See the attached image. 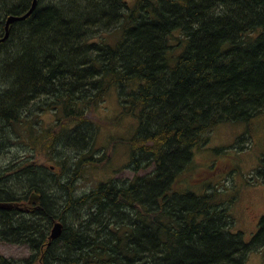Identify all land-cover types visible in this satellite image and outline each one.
Instances as JSON below:
<instances>
[{
  "label": "trees",
  "instance_id": "obj_1",
  "mask_svg": "<svg viewBox=\"0 0 264 264\" xmlns=\"http://www.w3.org/2000/svg\"><path fill=\"white\" fill-rule=\"evenodd\" d=\"M33 4L0 0V39ZM112 87L139 120L135 175L78 194L110 161L96 156L91 114ZM46 113L55 125L38 127ZM229 122L247 125L240 150L264 131V0H37L0 44V152L13 150L0 167V202L13 204L0 209V242L30 248L0 264H247L264 250V216L247 242L237 190L202 183L217 166L196 178L200 193L188 182L195 154ZM54 222L63 231L50 241Z\"/></svg>",
  "mask_w": 264,
  "mask_h": 264
},
{
  "label": "rangeland",
  "instance_id": "obj_2",
  "mask_svg": "<svg viewBox=\"0 0 264 264\" xmlns=\"http://www.w3.org/2000/svg\"><path fill=\"white\" fill-rule=\"evenodd\" d=\"M122 36L123 30L119 29L103 38L107 44L115 46ZM33 107L35 108L36 105ZM123 107L120 90L112 87L105 101L91 114L99 127L96 138V148L99 149V154L97 152L96 156H102V152L108 153L110 161L102 168L97 170L91 168L85 173V176L78 182V194L89 192L98 187L100 183L110 179L134 177L135 174L130 168V140L137 133L139 120L136 116L124 115ZM39 119L38 127L48 128L54 126L56 122V117L49 113L42 115ZM246 131L247 125L243 122L218 125L211 134L206 150L195 154L192 168L194 179L188 182L191 190L200 193L203 185L200 186L201 182L196 178H207L208 173L217 166V175H220L210 176L202 183L206 186H214L220 181V185H228L237 190L239 198L237 203L231 207V211L236 220V231H242L245 240L249 242L258 231L259 222L264 216V182L255 185L246 184L247 178L252 176L258 179V172L264 170V131L260 133L258 131L249 147L240 150L237 144ZM12 151L7 148L0 152V167L8 163V155ZM42 164L47 165L48 162L42 160ZM231 167H236L238 170L234 169L226 176L223 175V172ZM0 254L8 258L23 259L30 255V248L0 242ZM263 261L264 250L251 254L247 264H263Z\"/></svg>",
  "mask_w": 264,
  "mask_h": 264
},
{
  "label": "water",
  "instance_id": "obj_3",
  "mask_svg": "<svg viewBox=\"0 0 264 264\" xmlns=\"http://www.w3.org/2000/svg\"><path fill=\"white\" fill-rule=\"evenodd\" d=\"M36 3H37V0H34L32 9L24 16H14L13 15L8 19L7 24H6V34L2 39H0V44L5 42L8 39L11 24H13L16 21L25 20L26 18H28L33 12V10L35 9ZM39 201H40V195H38L36 192H33L29 198V205H33L35 203H38ZM12 207H13V204L0 202V209H9ZM62 231H63V224L61 222H54V225H53V228L50 234V241L59 238V236L62 234Z\"/></svg>",
  "mask_w": 264,
  "mask_h": 264
},
{
  "label": "bare ground",
  "instance_id": "obj_4",
  "mask_svg": "<svg viewBox=\"0 0 264 264\" xmlns=\"http://www.w3.org/2000/svg\"><path fill=\"white\" fill-rule=\"evenodd\" d=\"M15 23V22H14ZM4 43V42H3Z\"/></svg>",
  "mask_w": 264,
  "mask_h": 264
}]
</instances>
